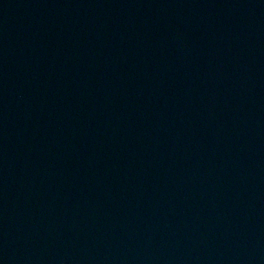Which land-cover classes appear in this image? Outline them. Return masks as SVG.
Wrapping results in <instances>:
<instances>
[{"label":"water","instance_id":"water-1","mask_svg":"<svg viewBox=\"0 0 264 264\" xmlns=\"http://www.w3.org/2000/svg\"><path fill=\"white\" fill-rule=\"evenodd\" d=\"M0 264H264V0H0Z\"/></svg>","mask_w":264,"mask_h":264}]
</instances>
